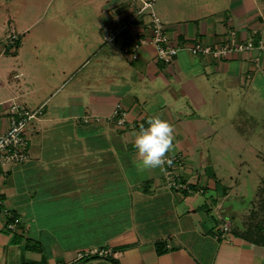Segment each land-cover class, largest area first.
Segmentation results:
<instances>
[{"label": "crops", "instance_id": "0c3cea01", "mask_svg": "<svg viewBox=\"0 0 264 264\" xmlns=\"http://www.w3.org/2000/svg\"><path fill=\"white\" fill-rule=\"evenodd\" d=\"M140 1L154 3L153 14L179 46L215 48L234 36L256 49L222 61L183 49L166 65L145 46L133 59L135 39L151 36L148 22L106 40L132 17L128 0H107L104 14H87L93 28L86 32L49 24L30 47L22 42L15 53L0 45V136L12 104L43 107L30 127L29 161L0 164V264H45L23 240L63 247L46 264H264V247L221 229L228 215L218 210L230 194L223 196L228 191H219L207 166L222 124L236 126L255 112L251 102L264 103V9L257 0ZM117 106L126 113L124 128L112 119ZM151 117L174 128L168 156L181 163L172 174L180 188L169 187L167 166L137 167L133 133ZM233 132L242 139L239 126ZM94 250L112 255L79 259Z\"/></svg>", "mask_w": 264, "mask_h": 264}, {"label": "rangeland", "instance_id": "374dc122", "mask_svg": "<svg viewBox=\"0 0 264 264\" xmlns=\"http://www.w3.org/2000/svg\"><path fill=\"white\" fill-rule=\"evenodd\" d=\"M106 2L107 0H0L1 48L7 44L8 38L13 34L18 36L21 43L23 42L24 48L30 47L36 35L41 36V28L49 24L59 28L63 27L59 25L61 23H73L74 27L79 26L86 32L87 29L93 28L87 14H104L102 8L108 9ZM257 2L264 9V0ZM134 4L136 10H140L144 1L137 0ZM153 4L143 15L142 19L145 22H149L150 14L153 12L156 14ZM55 14L65 15L56 23L52 20ZM38 19H41L40 22L31 31L29 30L30 33L23 32ZM10 50L16 51V47L12 46ZM88 53L92 52L82 51V58ZM261 99L264 100V91ZM251 105L253 107L249 108H254L255 112L251 115L239 116V122L234 121L236 126L222 124L224 128L219 132V138L208 148L212 162L207 166H212L217 174L219 191L224 189L228 191L223 196L230 194L222 202L218 213L228 215L225 216V224H228V228L232 231L243 232L249 227L264 226V103L256 102L254 106L251 102ZM35 110L36 108L32 109ZM237 126L240 127L242 139L234 136L236 133L233 132V128L237 130ZM223 196L220 198L223 199ZM22 242L25 250L43 255L46 258L45 264L47 260L60 255L63 248L59 245L51 247L49 243L41 244L40 240Z\"/></svg>", "mask_w": 264, "mask_h": 264}, {"label": "built area", "instance_id": "2783aa9c", "mask_svg": "<svg viewBox=\"0 0 264 264\" xmlns=\"http://www.w3.org/2000/svg\"><path fill=\"white\" fill-rule=\"evenodd\" d=\"M131 8H133V15L129 22L121 25L120 27L110 31L107 35L106 40L108 43H112L115 40H119L122 34L125 33L127 29L132 28L135 24L142 22V18L146 10L152 7L151 3L144 2V5L140 10H136L134 1L128 0ZM148 26L151 31L150 37H139L135 39L134 47L132 49L131 56L133 59H137L136 52L145 46H152L156 53V58L159 62L166 65H170L177 58L180 51L187 49L194 56H201L204 58H211L213 60H228L232 56L245 53L252 49H256L253 42L249 43H239L234 36L230 38V41L222 46H217L215 48L206 45L202 41H197L189 46H179L168 37L167 27L152 13L149 16ZM19 38L17 35L13 34L8 38L7 44L12 47L15 46ZM264 50V48H262ZM131 50L127 47L123 48V53L129 54ZM122 106H117L113 113L112 119L118 127H126L125 117L126 113L123 112ZM12 117L9 120L6 132L0 136V164L3 166H18L23 165L30 159L29 152V131L32 127V123L38 121L43 115V107L38 108L35 111L28 110L22 105L12 104L11 106ZM92 121H100L99 118L85 117L83 119L84 123H90ZM172 160V164L168 167L167 177L169 181L170 188H180V184L177 180L172 179V174L174 167L176 165L181 166L179 160H176L168 156ZM9 229H15V223L9 224ZM224 232L228 231L227 225L221 228ZM111 251L106 250H94L89 255L80 254L79 259L83 260L89 256L105 257L111 256Z\"/></svg>", "mask_w": 264, "mask_h": 264}, {"label": "clouds", "instance_id": "9594fccd", "mask_svg": "<svg viewBox=\"0 0 264 264\" xmlns=\"http://www.w3.org/2000/svg\"><path fill=\"white\" fill-rule=\"evenodd\" d=\"M133 147L136 151L137 167L140 170L164 169L171 165L168 153L173 148L174 128L166 120L151 117L147 127L141 125L138 132L133 133Z\"/></svg>", "mask_w": 264, "mask_h": 264}, {"label": "trees", "instance_id": "16d2710c", "mask_svg": "<svg viewBox=\"0 0 264 264\" xmlns=\"http://www.w3.org/2000/svg\"><path fill=\"white\" fill-rule=\"evenodd\" d=\"M20 44H21V41L19 40L17 42V44L15 45L16 51L19 49ZM16 51H15V53H16ZM263 191H264V186H263ZM10 222H11V220H9V223ZM234 231H235L234 234H236L237 236L249 241L250 243L257 245V246L264 247V226L263 225H257V226L249 227L248 229H246L243 232L237 231V230H234ZM13 242L17 243L18 239L17 238L14 239ZM165 252L166 251L164 249L163 244H157L158 255H162ZM93 258H98V256H94ZM83 260H85V259H83Z\"/></svg>", "mask_w": 264, "mask_h": 264}]
</instances>
